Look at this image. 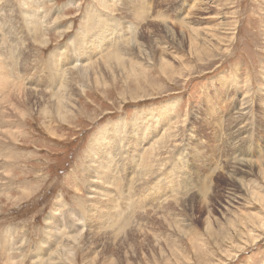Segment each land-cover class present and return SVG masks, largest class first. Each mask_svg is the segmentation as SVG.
Listing matches in <instances>:
<instances>
[{"label": "rangeland", "instance_id": "obj_1", "mask_svg": "<svg viewBox=\"0 0 264 264\" xmlns=\"http://www.w3.org/2000/svg\"><path fill=\"white\" fill-rule=\"evenodd\" d=\"M143 2L0 0V264H264V0Z\"/></svg>", "mask_w": 264, "mask_h": 264}, {"label": "bare ground", "instance_id": "obj_2", "mask_svg": "<svg viewBox=\"0 0 264 264\" xmlns=\"http://www.w3.org/2000/svg\"><path fill=\"white\" fill-rule=\"evenodd\" d=\"M144 2H145V0H144ZM144 2H143V5H144ZM149 10V9H148ZM18 11V10H17ZM36 12V11H35ZM107 12V11H106ZM105 12V13H106ZM19 13V12H18ZM36 15V14H35ZM107 15V14H106ZM2 16V15H1ZM9 16H11L10 14H9ZM12 17V16H11ZM21 17V16H20ZM13 18V17H12ZM9 19V18H8ZM15 19V18H14ZM18 19H20V18H18ZM134 19H139V16H135V18ZM12 20V19H11ZM8 21V20H7ZM15 22V21H14ZM19 22V21H18ZM9 23V22H8ZM11 23V22H10ZM34 23V22H33ZM6 24V23H5ZM14 24V23H13ZM17 24H19V23H17ZM16 24V25H17ZM31 24V23H30ZM164 25H166L167 26V23L166 24H164ZM2 26V25H1ZM119 26V25H118ZM7 27V26H6ZM122 27H123V25H122ZM17 28H18V26H17ZM31 28H33V27H31ZM106 29V28H105ZM104 29V30H105ZM11 30H12V28H11ZM101 31V30H100ZM29 33V32H28ZM99 33H101V32H99ZM99 36H102V35H99ZM107 36V35H106ZM88 44V43H87ZM84 46V45H83ZM86 47H87V45H85ZM142 46V45H141ZM140 45L137 47V49H138V51L140 52V53H142V54H144V52H145V50L144 51H142V49H140V47H141ZM85 48V47H84ZM131 48V47H130ZM2 46H1V44H0V69L2 70V71H4V69H6L7 68V71H4V75H6L7 77H11V75H12V69L10 68V64H8L6 61H5V59H7L8 60V57H6L5 59L3 58L4 56H3V54H2ZM82 51V50H81ZM80 51V52H81ZM85 51V50H84ZM119 52H111V53H109V54H106V56L102 59V60H104V63H105V67L107 68V69H109V64L111 63L112 64V62H117V64H119L123 59L120 57V55H121V49L119 48V50H118ZM74 52V51H73ZM108 52V51H107ZM81 54V53H80ZM146 54V53H145ZM89 55V54H88ZM80 56V55H79ZM125 56V55H124ZM123 56V57H124ZM80 58V57H79ZM89 58V57H88ZM111 58H113V59H111ZM54 59V58H53ZM94 59V58H93ZM93 61V60H92ZM99 61V60H98ZM17 62V61H16ZM127 62V61H126ZM71 63V62H70ZM98 62L96 61V59H95V61H93V63H90L91 65H90V67L89 68H91V69H94L93 70V73L92 74H89L91 77H92V79L89 77V79L88 80H90L92 83H94V84H96V85H99L100 84V81H101V79L99 78V76L96 74V71H97V64ZM114 64V63H113ZM112 64V65H113ZM138 64V63H137ZM68 65V64H67ZM85 65V64H84ZM88 65V64H87ZM87 65H85V66H87ZM70 66V65H69ZM89 66V65H88ZM115 66V65H114ZM114 66H113V68H114ZM117 66V65H116ZM12 68H13V70H14V65H12L11 66ZM51 67V66H50ZM58 68H59V66H57ZM64 67V66H63ZM96 67V68H95ZM49 68V67H48ZM52 68V67H51ZM54 68V67H53ZM69 68V67H68ZM25 69H27V68H25ZM61 69V68H60ZM59 69V70H60ZM84 69V68H83ZM134 69V68H133ZM53 70V69H52ZM62 71V70H61ZM61 71H59V72H61ZM77 71V70H76ZM85 71V70H84ZM113 71H114V69H113ZM58 72V71H57ZM1 73V72H0ZM98 74H99V72H97ZM85 74H88L87 72H85ZM29 75V74H28ZM34 75V74H33ZM55 75H57V74H55ZM93 75V76H92ZM3 76V75H2ZM50 76V75H49ZM53 76V75H52ZM68 76V75H67ZM30 77V76H29ZM132 78V77H131ZM8 79V78H7ZM16 79V78H15ZM56 79H58V78H56ZM3 80V79H2ZM11 80V79H10ZM12 81V80H11ZM6 82V81H5ZM15 82V81H14ZM65 82V81H64ZM7 83V82H6ZM16 83V82H15ZM66 83L68 84V80L66 81ZM10 84V83H9ZM18 84V83H17ZM24 83H22V85H23ZM30 86V85H29ZM32 86V85H31ZM22 87V86H21ZM28 87V86H27ZM36 87V86H35ZM34 87V88H35ZM26 88V87H25ZM77 88V87H76ZM11 89V88H10ZM17 89V88H16ZM29 91L28 92H25V93H23V97H24V99H25V101H24V103H25V105H26V108L27 109H29V107H27L28 105H30L29 103L31 102V98H33V100H38V98H40L41 99V101H42V99H43V93H45V92H43V93H39L38 91L39 90H37V91H35L34 89H31L30 87H29ZM37 89V88H36ZM26 90V89H25ZM28 90V89H27ZM47 90V89H46ZM19 91V90H18ZM20 92V91H19ZM79 92V91H78ZM7 93H9V92H7ZM12 93V92H11ZM10 94V93H9ZM20 94H21V92H20ZM19 93H18V96L20 95ZM11 95V94H10ZM22 95V94H21ZM48 95V94H47ZM52 95V94H51ZM8 96V95H7ZM62 96H64V95H62ZM76 96V95H75ZM74 96V97H75ZM21 97V96H20ZM47 97V96H46ZM54 97H57V96H55V95H53V98ZM66 97V96H65ZM35 98V99H34ZM45 98V97H44ZM56 99V98H55ZM60 100L58 101V103H57V101L55 100L53 103H54V109H53V112L55 113V115H57V119L59 118V119H61V120H66L67 119V117H66V115L69 113V109H70V107H69V105H71L72 107H75V102L73 103V102H71L70 100H69V98L67 99V100H63V99H61V98H59ZM50 100V99H49ZM9 102V101H8ZM33 102H35V101H33ZM44 102V101H43ZM37 103V102H36ZM36 103H34L35 105H36ZM40 103V102H39ZM42 103V102H41ZM10 105V104H9ZM13 105H15V104H13ZM19 105V104H18ZM31 105H33V104H31ZM20 106V105H19ZM66 106H68L69 107V109H67L66 108ZM10 108V107H9ZM32 108V107H31ZM52 108V107H51ZM14 109H16V108H14ZM46 109V108H45ZM64 110L63 112H61V110ZM79 110V109H78ZM23 111V110H22ZM19 112L18 111V109H17V111H15L16 113H18V114H20V115H22V116H24L25 117V115L23 114V112ZM41 111H42V109H41ZM3 113V112H2ZM5 113V112H4ZM53 114V113H52ZM71 114H72V112H71ZM10 116V115H9ZM65 117H66V119H65ZM15 118H17V117H15ZM21 118V117H20ZM58 119V120H59ZM22 120H24V118H22ZM22 120H20V121H22ZM4 123V122H3ZM45 123V122H44ZM63 123V122H62ZM142 123V122H141ZM17 125V124H16ZM22 125V124H21ZM147 125V124H146ZM145 125V122L143 123V124H136V125H132V126H130V135H131V140H132V142H133V150H134V152L136 153V154H139V152H140V143H141V141H142V137H143V135L145 134L144 132H145V129H146V126ZM17 126H19V125H17ZM15 128H16V126H15ZM20 128V127H19ZM152 130V129H151ZM15 132V131H14ZM152 132V131H151ZM226 132V131H225ZM53 133V132H52ZM7 134H9L8 132H7ZM21 134V133H20ZM127 135V134H126ZM8 136V135H7ZM10 136V135H9ZM13 136V135H12ZM105 135H103L101 138H95V141H94V143H93V145H92V149L91 150H93V153H94V158L97 156V157H99V154L101 153V152H103V153H105V154H107L108 155V157H107V159H105L104 160V164L103 165H101V164H99V167L103 170V172H104V175H102V176H99V175H97V177H95V178H97V179H99L100 180V182H97V183H101V180H103V179H105V177H108V179H107V181L106 182H104V183H108L109 184V182L110 181H112L111 180V177H113V174H114V170H111V161H112V158L110 159L109 157H112V156H110L111 155V153L110 152H108V150L107 149H109V150H112V148H111V146H109L108 147V145H107V143L105 142V137H104ZM118 137V136H117ZM122 140H123V138H122ZM2 142L4 143V140H2ZM109 142V141H108ZM120 142V141H119ZM124 142V141H123ZM127 142V141H126ZM95 144V145H94ZM122 144V143H121ZM124 144V143H123ZM122 144V145H123ZM125 148H127V147H125ZM156 148H157V146H156ZM114 149V148H113ZM90 150V149H89ZM121 150V149H120ZM119 150V151H120ZM155 150V149H154ZM121 152V151H120ZM151 152H152V150H151ZM1 153V152H0ZM148 153H150V152H148ZM155 153H156V151H155ZM155 153H154V155H155ZM162 153V152H161ZM90 155V154H89ZM141 155H142V153H141ZM91 156V155H90ZM125 156V155H124ZM151 156H153V152H152V154H151ZM89 158V157H88ZM123 158V157H122ZM152 158V157H151ZM90 159V158H89ZM139 159V158H138ZM154 161H156V159H153ZM140 161V160H139ZM97 164V163H96ZM126 164V163H125ZM243 164V162L241 163V165ZM98 165V164H97ZM135 165V164H134ZM137 165V164H136ZM125 167V166H124ZM135 167V166H134ZM89 170H91V169H89ZM116 170V169H115ZM169 170V169H168ZM181 170V169H180ZM124 172V171H123ZM126 173V172H125ZM135 173V172H134ZM156 174H157V172H155ZM92 175V174H91ZM89 177H91V176H89ZM156 178V177H155ZM200 180V179H199ZM152 181V180H151ZM155 181V180H154ZM160 182V181H159ZM201 182V181H200ZM158 183V182H157ZM105 185V184H104ZM200 185H202V183H200ZM200 185H199V187H200ZM203 185H204V183H203ZM109 186V185H108ZM142 186V185H141ZM157 186V185H156ZM206 186V185H205ZM105 187V186H104ZM145 187V186H144ZM152 187H154V186H152ZM201 187H203V186H201ZM200 187V188H201ZM105 188H107V186L105 187ZM114 188V187H113ZM119 188V187H118ZM142 188V187H141ZM111 189V188H110ZM204 189V188H203ZM199 190V189H198ZM116 191V190H115ZM209 191V190H208ZM207 191V192H208ZM208 194V193H207ZM106 195V194H105ZM104 195V196H105ZM197 195V194H196ZM101 196H102V194H101ZM109 196H110V194H109ZM198 196H200V199H201V201H204V202H206L207 201V198H208V195H205V194H202V193H200V195H198ZM206 196H207V198H206ZM122 197V196H121ZM105 199L107 198L108 200V202L110 203V205L111 206H106L107 207V209H106V211H105V214L107 215V213H108V216H109V219H113L114 217H115V215H114V211H113V209H114V206L112 205L113 204V202H112V200L111 199H109V197H108V194L106 195V197H104ZM125 198V197H124ZM101 199H102V197H101ZM136 199V198H135ZM126 200V199H125ZM184 200V199H183ZM210 200V199H209ZM208 200V201H209ZM101 201V200H100ZM122 201V200H121ZM178 203V202H177ZM182 203V202H181ZM166 204V203H165ZM176 204V203H175ZM116 205V204H115ZM179 205H181V204H179ZM165 206V205H164ZM102 207L103 206H101V209H102ZM116 207V206H115ZM151 207V206H150ZM164 208V207H163ZM168 207H166V209H167ZM165 209V210H166ZM103 210V209H102ZM104 211V210H103ZM170 211V210H169ZM172 213V212H171ZM103 214V213H102ZM116 214V213H115ZM157 214V213H156ZM151 215H152V213H151ZM124 215H122V217H123ZM146 216V215H145ZM126 217V216H125ZM79 218V217H78ZM80 219V218H79ZM148 219V218H147ZM112 221H115V219L114 220H112ZM121 221V220H120ZM114 224H116V223H114ZM113 225V224H112ZM117 225H118V223H117ZM109 226V225H108ZM116 226V225H115ZM119 226H121L122 227V225H119ZM119 226L117 227L118 229H120L119 228ZM58 230V229H57ZM117 230V229H116ZM113 231V230H112ZM117 235V234H116ZM81 236V235H80ZM73 237V236H72ZM75 237V236H74ZM77 239H79V238H77ZM158 242V241H157ZM70 249V248H69ZM75 250V249H74ZM73 251V250H72ZM71 251V252H72ZM13 252V251H12ZM98 254V253H97ZM64 256V255H63ZM74 256H75V253H74ZM66 257V256H65ZM68 257H69V255H68ZM67 257V258H68ZM71 258H72V256H70ZM87 257V256H86ZM99 258V257H98ZM98 258L96 257V258H93V257H91L89 260H87L88 261V264H92L93 262L95 263L97 260H98ZM85 260V259H84ZM14 262V261H13ZM97 264H98V261L96 262ZM103 264H109L108 262H104Z\"/></svg>", "mask_w": 264, "mask_h": 264}]
</instances>
